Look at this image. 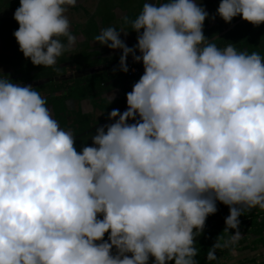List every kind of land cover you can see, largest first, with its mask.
<instances>
[{"label":"clouds","instance_id":"obj_1","mask_svg":"<svg viewBox=\"0 0 264 264\" xmlns=\"http://www.w3.org/2000/svg\"><path fill=\"white\" fill-rule=\"evenodd\" d=\"M75 4L19 0L12 34L33 65L75 43ZM216 14L259 25L264 0H220ZM207 16L196 0L145 2L132 21L139 56L101 29L95 41L122 50L119 70L133 54L143 74L79 152L32 86L0 79V264H196L194 233L216 201L233 241L242 209L264 210V58L208 42Z\"/></svg>","mask_w":264,"mask_h":264},{"label":"trees","instance_id":"obj_2","mask_svg":"<svg viewBox=\"0 0 264 264\" xmlns=\"http://www.w3.org/2000/svg\"><path fill=\"white\" fill-rule=\"evenodd\" d=\"M165 2V0H164ZM145 0H86L83 4L76 8L67 9L65 15L69 20V24L75 25L78 33H86V28L93 29L96 20L102 18V11L107 13L113 12L116 8H121L127 11L131 20L138 15L142 10ZM137 4L139 12L133 10V5ZM219 3L210 5L208 8V16L203 22V35L209 41L223 31H226L230 26L239 20V15L232 18L226 23L219 15L216 14V9ZM19 6V0H0V41L7 51L14 52V58H4L0 55V63L6 62L13 67V72L9 74H1L0 79H10L13 83L19 84H34L42 81L60 78L68 75L73 68L84 69L94 68L99 66L97 62H90V58H80L81 53L76 52V63L74 67L62 68L61 65L70 61V54L67 50L63 51L58 57V63L48 67H39L33 65L29 59H26L22 52L19 51V46L13 36V32L18 28L17 22L13 19V12ZM129 20L130 22H132ZM126 22V27L129 25ZM214 23V24H213ZM112 27L117 30V26L110 25L104 22L103 28ZM97 34L89 36V39H94ZM62 43L67 44L66 38H60ZM213 43L218 48L223 49L228 45H232L237 51L247 53L257 52L264 58V23L253 25L247 21H243L226 35L217 39ZM134 54L139 56V50H134ZM25 59V61H23ZM114 60H106L103 64H108L110 70L108 72H98L83 78L74 80H65L60 82L44 83L39 86H33L42 98L45 99V106L48 108L50 115L53 114L54 120L58 126L71 133L74 138V147L79 152L84 146H93L91 137L95 134V129L115 122L116 118L109 119L108 113L113 109L104 100H101V94L106 91L104 85L110 84L112 81L122 84L126 93L130 92L133 84L138 81L140 76H128L127 72L119 70V65L113 63ZM142 61H135L127 64L138 65ZM115 69V70H114ZM82 102L90 100L94 104V108L101 113V118H96L95 115H85L81 112L70 111L68 101ZM134 119L126 120V123L132 124ZM106 131V128H105ZM216 211L206 217L204 226L201 231L194 233L193 247L196 249L194 260L196 264H226L221 258L232 250H236L234 246H224L225 241L231 242L232 234L237 229H229L225 231L224 220L229 214V206L221 202H215ZM238 230L242 238L240 244H245L250 236L256 238L252 242L253 245L264 246V210L258 206L253 208H243L242 214L238 217ZM195 231V229H194ZM105 239L104 241H106ZM219 241L221 247L214 249L216 259H206L207 252L210 247ZM100 241H97L99 243ZM227 243V244H228ZM249 246H244V250H251ZM112 254L116 253L113 246ZM131 256V253H126ZM153 257L149 256L148 264H152ZM168 264H173L169 261ZM240 264H264L256 260L241 262Z\"/></svg>","mask_w":264,"mask_h":264},{"label":"crops","instance_id":"obj_3","mask_svg":"<svg viewBox=\"0 0 264 264\" xmlns=\"http://www.w3.org/2000/svg\"><path fill=\"white\" fill-rule=\"evenodd\" d=\"M86 0H76V4L74 6L67 7V9H72L80 6L83 4ZM161 0H145V2L148 3H158L160 4ZM196 2L201 5L205 11H208V8L210 5H213L215 3H219L220 0H196ZM164 3V2H163ZM133 10H135L136 13L139 12V7L137 4L133 5ZM102 18H99L96 20V24L93 26V29L86 28V33H78V30L75 25L69 24V31L70 33L76 38L75 43L68 48V52L70 54V61L67 63H64L61 65L62 68H68V67H74L77 65L75 56L77 55L76 52H80L81 56L80 58L89 57L90 62H97L99 63V66L94 68H84V69H75L66 76L51 79L48 81H42L34 84H21V85H30V86H39L44 83H52V82H60L65 80H74L83 78L98 72H108L110 70L109 65L103 64L106 60H114V64L118 62L119 65V58L122 54V50L119 48L116 49H110L106 45H101L99 42L95 41V39H89L90 35L93 34H99L102 25L105 23L110 25L117 26V30L119 33V38L125 43L126 46L129 48L135 49L134 46L137 42V35L138 33L132 29V22L130 14L121 9L116 8L113 10V12L107 13L106 11H102ZM135 19V18H134ZM129 21V25L126 27V22ZM132 21V20H131ZM214 24V23H213ZM143 29L140 30V33H142ZM61 38V37H60ZM0 55L4 58H14L15 53L7 51L3 44L0 41ZM27 59V58H26ZM25 61V59L23 60ZM131 62H135L133 59V54H129L125 59V64H129ZM9 63V62H8ZM6 65V62L0 63V73L1 74H9L13 72V67L8 64ZM58 63V57L56 58V63ZM39 67H43L41 65H38ZM104 88H107L106 91L101 94V100H104L106 103H108V100L106 97H110L111 101L108 103L113 109H117L119 113H122L126 110L127 104H126V91L123 88L122 84L115 83V81H112L108 85H104ZM68 107L70 111L74 112H81L85 115H95L96 118H101V113L94 108V104L90 100H84L82 102H75V101H68ZM51 117L53 118V114H51ZM118 117V116H117ZM54 119V118H53ZM135 121L139 120V116H134Z\"/></svg>","mask_w":264,"mask_h":264},{"label":"rangeland","instance_id":"obj_4","mask_svg":"<svg viewBox=\"0 0 264 264\" xmlns=\"http://www.w3.org/2000/svg\"><path fill=\"white\" fill-rule=\"evenodd\" d=\"M219 202V201H216ZM98 219H102V214L97 215ZM242 238V236H239L236 240H231L227 244L226 247L234 246L237 248L236 250L230 251V253L226 254L224 257H222V260H225L226 264H240L241 262L249 261V260H256L258 262L264 261V246L263 245H253L252 242L256 240L255 237L250 236L248 238L247 243L240 244L239 240ZM103 240L108 239V233L105 232L104 236L102 238ZM251 246V250H244V246Z\"/></svg>","mask_w":264,"mask_h":264},{"label":"built area","instance_id":"obj_5","mask_svg":"<svg viewBox=\"0 0 264 264\" xmlns=\"http://www.w3.org/2000/svg\"><path fill=\"white\" fill-rule=\"evenodd\" d=\"M127 74L128 76H141L143 74V64L129 65Z\"/></svg>","mask_w":264,"mask_h":264},{"label":"water","instance_id":"obj_6","mask_svg":"<svg viewBox=\"0 0 264 264\" xmlns=\"http://www.w3.org/2000/svg\"><path fill=\"white\" fill-rule=\"evenodd\" d=\"M164 0L160 1V4H163ZM244 20L242 18H240L239 20H237L236 22H234L229 29H227L226 31H223L222 33H220L219 35H217L216 37L212 38L211 40H209L208 42H214L217 39L221 38L222 36L226 35L228 32H230L231 30H233L237 25H239L240 23H242ZM127 66V64H126Z\"/></svg>","mask_w":264,"mask_h":264}]
</instances>
